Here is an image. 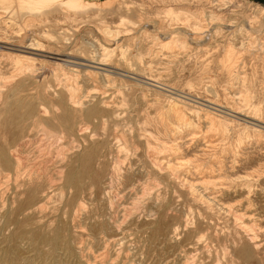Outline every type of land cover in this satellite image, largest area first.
I'll use <instances>...</instances> for the list:
<instances>
[{
  "label": "rangeland",
  "instance_id": "1",
  "mask_svg": "<svg viewBox=\"0 0 264 264\" xmlns=\"http://www.w3.org/2000/svg\"><path fill=\"white\" fill-rule=\"evenodd\" d=\"M70 1L29 13L20 0L34 18L23 25L15 0H0V41L43 52L40 79L0 52V151L12 160L0 158V264H264V0ZM75 85L79 106L63 89ZM42 129L66 138L33 141L17 173L13 148ZM125 138L134 148L121 152ZM158 152L178 155L194 186L156 170Z\"/></svg>",
  "mask_w": 264,
  "mask_h": 264
},
{
  "label": "bare ground",
  "instance_id": "2",
  "mask_svg": "<svg viewBox=\"0 0 264 264\" xmlns=\"http://www.w3.org/2000/svg\"><path fill=\"white\" fill-rule=\"evenodd\" d=\"M54 0H22V3H24V7H28V11L30 10L31 11V9L33 10V9H35V8H38L39 9V7L37 6V4H44V5H52L54 2H53ZM179 1V0H178ZM56 2V1H55ZM68 2V1H67ZM15 9L17 10V13H18V15H19V17L21 18L22 17V19L20 20V18H19V21H21L22 23H23V25H27V24H29L30 22H33L34 21V18H33V14L31 15V14H26L24 11H22L21 10V8H19V7H21V4H20V0H15ZM60 4H62V3H60ZM60 4H59V6H60ZM64 5H65V3H63ZM67 4V3H66ZM91 6H94L95 5V3L94 2H91V3H89ZM36 5V6H35ZM67 5H69L70 7H74V6H80V5H83V3L81 2V1H79V0H71L70 2H69V4H67ZM90 5H88V6H90ZM53 6H54V4H53ZM52 7V6H51ZM42 8V7H41ZM47 8V7H46ZM19 9V10H18ZM71 9V8H70ZM41 10V9H40ZM43 10V9H42ZM45 10V9H44ZM48 10V9H47ZM30 11H29V13H30ZM38 11V10H37ZM40 12V11H39ZM38 12V13H39ZM44 12H46V11H44ZM40 14V13H39ZM44 14V13H43ZM2 15V14H1ZM1 17V16H0ZM203 19V18H202ZM190 28H191V30L194 32V34H199V33H202L203 32V25L201 24V21H196L195 23H193V24H191L190 25ZM176 31H177V26L176 27H173V28H171V30H170V32H168V33H166L167 35H171V33H176ZM180 32H181V30H180ZM177 34V33H176ZM184 34V33H183ZM182 38H184V37H182ZM23 39V38H22ZM177 41H180V40H177ZM170 42V41H169ZM169 42H167V43H165V45H168L169 44ZM10 45H12V44H10V43H5V41H0V52H6V51H14V50H12V49H14V48H12ZM17 49H18V51H14V52H16V54H11L12 56H14V60L16 61V63L19 65V69H24V68H22L21 67V65H22V61H26L27 63H29L30 64V66L32 67V69H28L27 71H30L31 73V75H33V76H35L36 78H38V79H40L41 78V76L40 75H38V73L36 74V71L38 70V68H35V66L37 67V62H35V58H33L32 57V55H36L37 53L39 54V55H42L43 54V52H41L40 50H38V49H33V48H26V47H22V46H18L17 47ZM39 51V52H35V51ZM7 53V52H6ZM1 54V53H0ZM38 57V56H37ZM25 64V63H24ZM38 65H39V63H38ZM41 65V64H40ZM25 66V65H24ZM27 67H28V65H27ZM102 68H104V67H102ZM17 69V68H16ZM97 69V68H96ZM101 72H103L104 73V75H105V78L107 79V81H108V83L109 82H111V83H114L115 81H117V80H121V77L123 76V77H129V76H127V75H124V73L123 74H121L120 72H117V71H113V70H109L108 68L107 69H101L100 70ZM90 74H91V72H90ZM93 75V74H92ZM9 78V77H8ZM10 78H13V76L12 77H10ZM90 78L91 79H93L94 81H98L97 80V78H95L94 76H90ZM131 79H133L135 82H134V85H137V86H141L142 85V83H144V81H141L140 79H136V78H134V77H130ZM8 80H10V79H8ZM133 80H131V81H133ZM98 83L100 84V82L98 81ZM127 83V81L125 80V79H122L121 80V84L123 85V84H126ZM59 84V83H58ZM61 84V83H60ZM59 84V85H60ZM77 84V83H76ZM146 84H148V85H150V86H157V85H155V84H153V83H147L146 82ZM69 85V84H68ZM78 85V84H77ZM5 86H6V84H5ZM106 86H109L108 84L106 85ZM61 87V86H60ZM126 87H129L130 88V85L129 84H126ZM158 87V86H157ZM151 88V87H150ZM160 88V87H159ZM63 89L65 90V92H66V94H67V96H68V100H69V102H70V104L71 105H74V106H79V105H81L82 103H83V101L81 100L82 99V96L80 95V93H78V91H79V89H78V87L75 85V87H68V86H65V87H63ZM152 89V88H151ZM9 90V89H8ZM152 90H155L156 91V89H152ZM99 91L101 92V91H103V93L104 92H106V91H104V88H102V87H99ZM3 93V92H2ZM6 93V92H5ZM7 96H9V94H6ZM100 97V96H99ZM98 98V97H97ZM113 101H110V102H108V103H106V106L108 107L107 109H103V111H106V112H109V114H110V112L112 113V114H115L116 113V111H115V107L112 105V104H110V103H112ZM103 103V102H102ZM101 108L102 107H100L99 109L101 110ZM218 109V108H217ZM220 109V108H219ZM102 111V110H101ZM44 112H46V110L44 109ZM207 113V112H206ZM222 113H224V112H222ZM100 116V115H99ZM230 116H232V115H230ZM214 117V116H213ZM239 119H242V118H239ZM263 120V119H262ZM88 122H86V121H82L77 127H75V128H71L70 129V135H69V137H68V139L65 141L66 143H67V145H69V146H71V144H74V143H77L78 142V139H80L81 138V133H82V131H85V129H88ZM85 127V128H84ZM257 127V126H256ZM263 129H264V127H263ZM261 130V129H260ZM42 131H43V129H42ZM79 131V132H78ZM197 131V130H196ZM79 133V136H78V133ZM191 132V131H190ZM195 133V132H194ZM196 134V133H195ZM89 135V134H88ZM90 136V135H89ZM123 136L124 137H126V135L123 133ZM83 137V136H82ZM188 137V136H187ZM194 137H196V136H194ZM66 138V135H64V134H61V133H58V132H56V131H50V132H47V131H43L42 132V134L40 135V134H38L36 137H34V139L35 140H23V141H18V142H20V143H18V142H16V143H18L14 148H13V157L15 158V160H16V162H15V170H16V172L18 173L20 170H22L23 169V166H22V164H21V160H22V157H23V154L27 151V149L28 148H30L33 144V141H34V143H38V145H37V147L40 149V148H42L44 145H48L49 143H63L64 142V139ZM180 138V137H179ZM179 138L177 139V142L175 143V150L176 149H180L181 147H182V144H180V142L178 141L179 140ZM30 139H33V138H30ZM87 139V138H86ZM176 139V138H175ZM190 139H193V138H190ZM125 140H126V142H125V145H122L123 143L122 142H120L119 141V144H120V151L121 152H126V151H129V150H131V147H133L134 148V146L132 145V144H128V139H126L125 138ZM147 143H149V141L147 140L146 141ZM183 142H185V141H183ZM182 142V143H183ZM53 144V145H54ZM94 144V143H93ZM92 144V145H93ZM52 146V145H51ZM154 146V145H153ZM72 148V147H71ZM92 148V147H91ZM88 149H90V148H88ZM149 149V148H148ZM150 149H153V147L152 148H150ZM154 149H157V147H155ZM167 149V148H166ZM172 149H174V148H172ZM90 151H91V149H90ZM155 151V150H154ZM158 151H159V149H158ZM94 152V151H93ZM82 153V152H81ZM89 153V152H88ZM87 155V154H86ZM0 158H1V160L4 162V164L6 165V166H10L11 164H12V160H11V158H9L8 157V155L6 154V152L4 151V150H1L0 151ZM222 158V157H221ZM178 159H179V157H178V155H175V154H173L172 156H169V154H163V153H160V152H158V153H155V155H153V157L150 159V163L152 164V166H154L155 168H156V170H158L160 173H163V174H168V175H173L174 177H176L177 178V180L178 181H180L181 182V184H183L184 186H188V187H193L194 186V183H193V181H194V179H193V177L194 176H192V174L190 173V171H189V169L187 170V171H184V167L183 166H181L182 165V161L181 162H178ZM80 162V161H79ZM82 162V161H81ZM91 163V162H90ZM93 163V162H92ZM3 164V163H2ZM88 165V164H87ZM103 169H105V168H103ZM29 174V173H28ZM77 175L79 176V177H81V178H89L90 179V177H91V182L92 183H94V180H93V178L95 177H92L90 174H89V171H88V169L84 166V165H80V166H78V170H77ZM3 176V175H2ZM98 177V176H97ZM209 180V179H208ZM25 181H26V179H25ZM214 181V180H213ZM26 182H28V181H26ZM70 182L72 183V184H74V182H72L71 180H70ZM77 183V182H76ZM75 186H74V188H76V192H75V194H77V193H79L80 191H81V189H82V187H81V183H79V181H78V184H74ZM101 186V185H100ZM36 187V186H35ZM35 187H34V189H35ZM22 189H24V188H22ZM86 192V191H85ZM44 196V195H43ZM35 203V202H34ZM20 205V204H19ZM94 214H96L95 213V211H94ZM102 214V213H101ZM28 220V219H27ZM103 222V221H102ZM101 222V223H102ZM161 224H159V226H160ZM19 226V225H18ZM22 227V226H21ZM104 227V226H103ZM109 227V226H108ZM161 228H162V226H161ZM20 229V228H19ZM109 229V228H108ZM22 230V229H21ZM105 230V229H104ZM95 231V230H94ZM101 231V230H100ZM19 232V231H18ZM164 232V231H163ZM100 233V232H99ZM107 233V232H106ZM34 234V233H33ZM38 234H39V232H38ZM16 235V234H15ZM43 235V234H42ZM37 236V235H36ZM44 237V236H43ZM61 237V236H60ZM256 237V236H255ZM35 238V237H34ZM36 238H39V237H36ZM32 239V238H31ZM253 239V238H252ZM34 240V239H33ZM32 240V241H33ZM37 240V239H36ZM50 241V239H45V238H43V240L42 241ZM60 240H62V238H60ZM41 242V241H40ZM59 242H62V241H59ZM243 245V244H242ZM244 246V245H243ZM248 247V246H247ZM256 247H259V246H256ZM246 248V247H245ZM258 249V248H257ZM258 251V250H257ZM236 253V252H235ZM261 252H259V254H260ZM240 254V253H239ZM237 256H238V254H237ZM262 259V258H261ZM262 261H264V260H262Z\"/></svg>",
  "mask_w": 264,
  "mask_h": 264
}]
</instances>
